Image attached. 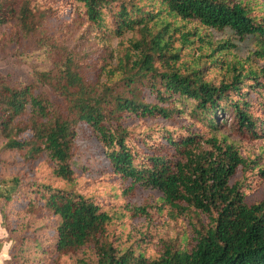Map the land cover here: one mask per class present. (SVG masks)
<instances>
[{
    "label": "trees",
    "instance_id": "obj_1",
    "mask_svg": "<svg viewBox=\"0 0 264 264\" xmlns=\"http://www.w3.org/2000/svg\"><path fill=\"white\" fill-rule=\"evenodd\" d=\"M158 1L182 20L230 29L240 40L264 39V15L256 13L252 0ZM255 1L264 11V0ZM33 3L0 0V51L33 41V53L43 62L29 82L17 84L0 73V147L20 153L32 173L44 160L55 179L71 185L32 184L43 201L40 208L59 218L53 264L77 253L84 255L82 264H264V200L251 204L245 192L246 174L256 168L264 173V67L244 73L233 62L215 84L205 78L204 62L182 66L191 34L177 39L180 30L172 22H162L134 0H75L69 32L77 40L104 27L110 16L111 33L132 36L125 49L121 41L108 51L97 72L90 66L92 79L76 51L48 34L53 11ZM258 53L264 58V50ZM80 126L92 131L124 196L159 195L151 203L128 205L133 217L167 210L172 222L190 224L192 236L159 237L153 257L118 244L109 233L113 216L74 187L78 171L89 175L75 159ZM246 142L258 144L261 153L246 154ZM23 180L20 174L0 177L1 228L10 234L19 216L13 199Z\"/></svg>",
    "mask_w": 264,
    "mask_h": 264
},
{
    "label": "rangeland",
    "instance_id": "obj_2",
    "mask_svg": "<svg viewBox=\"0 0 264 264\" xmlns=\"http://www.w3.org/2000/svg\"><path fill=\"white\" fill-rule=\"evenodd\" d=\"M33 2V4L41 6V9L53 11L54 14L48 22V34L56 35L59 38L55 41L59 46H67L76 51L81 57L84 74L93 76L92 79H95L92 73L97 72L99 67L104 64V57L108 51L120 48L121 41L124 43L123 49H125L128 46V40L132 37L129 33L123 37H117L111 33L114 26L110 16L106 19L104 27L87 32L84 40H77L75 32H69L72 29L69 25L72 19L69 14L75 0H33ZM134 2L142 6L145 11L158 15L162 22H172L180 30L175 35L177 39L181 38L182 33L191 34V43L184 48L180 63L186 67L196 65L200 61L204 62L207 66L205 76L207 80L220 84L228 75L229 66L233 62H239L244 67V73L264 67V58L258 53L264 50V39L247 37L240 40L230 29L218 31L205 27L196 20H182L180 17L170 15L166 6L158 0H134ZM251 2L256 13L264 15V11H259L262 6H256L255 0ZM119 5V2L115 3V6ZM64 27L65 29H63ZM82 34L83 32L80 35ZM33 39L35 40V38ZM180 44L177 42L176 46H180ZM34 49L33 41H23L21 45H10L5 52L0 51V73L9 75L11 80L17 84L31 81L36 66L43 64L40 56L33 53ZM90 66L96 70L88 72ZM261 82L264 80L261 79ZM250 83L253 82L249 81L248 84ZM50 95L55 103H61V99L53 92H50ZM136 131L139 132L140 129ZM79 132L75 159L80 166H85L88 169L89 175H82L78 171L74 187L78 192L94 198L104 210L113 216L109 233L114 239L117 238L118 244L125 248L131 246L137 254L144 253L147 257H153L159 251V237H175L177 235L182 237L184 234L192 236L190 224L182 219L177 223L172 222L167 210L158 212L154 208L149 210V217L144 215L143 217H133V212L127 208L128 205L147 201L151 203L159 195L152 191H139L124 196L121 181L114 178L112 173L107 172L104 156L93 139L92 131L80 126ZM258 146V144L250 145L249 142H246L244 144L246 154L259 155L261 151ZM262 168L264 169V165ZM29 171V166L25 164L20 153L4 151L0 147V177L20 174L24 179L23 187L13 199L17 206H14V209L19 213V216L13 218L15 224L12 226L16 229L12 230L16 231L11 234L7 233L0 239L4 240V243L0 244V264H6L8 261H14L15 264H53L56 259V228L59 218L53 217L47 210L40 208L43 201L36 198L32 192V184L39 180L53 183L59 188H69L71 185L55 179L52 168L44 160L37 171L34 173ZM246 176L247 202L252 204L263 201L264 173L256 168L248 172ZM240 178H242L241 175L237 179ZM2 190L6 191L3 187ZM30 201L33 202L31 207ZM0 219H3L1 213ZM77 254L63 257L58 264H82L80 259H83L84 255L77 256ZM91 254L92 252L89 250L86 252L87 260Z\"/></svg>",
    "mask_w": 264,
    "mask_h": 264
},
{
    "label": "crops",
    "instance_id": "obj_3",
    "mask_svg": "<svg viewBox=\"0 0 264 264\" xmlns=\"http://www.w3.org/2000/svg\"><path fill=\"white\" fill-rule=\"evenodd\" d=\"M1 223H2V220L0 219V239L5 237V235L7 234L6 230L1 228Z\"/></svg>",
    "mask_w": 264,
    "mask_h": 264
}]
</instances>
